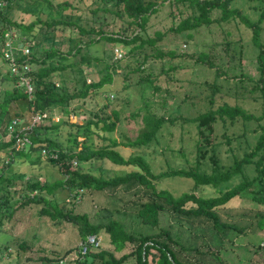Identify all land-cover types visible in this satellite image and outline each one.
I'll return each instance as SVG.
<instances>
[{
	"label": "trees",
	"instance_id": "obj_1",
	"mask_svg": "<svg viewBox=\"0 0 264 264\" xmlns=\"http://www.w3.org/2000/svg\"><path fill=\"white\" fill-rule=\"evenodd\" d=\"M12 1L4 0L0 5V44L3 33L8 29L14 28L18 34L29 38L30 57L25 61L30 66L27 73L33 90L32 96L28 98L22 88L15 84L16 76L9 72V66L0 50V64L3 65V69L0 65V81L10 82L9 86L0 89V160L6 156L10 159L15 150L17 153H24V150L40 152L44 147L48 151H55V157L42 155L45 160L55 164L62 175L52 181L24 180L22 194L14 199L16 206L42 202L40 213L74 223L81 240L86 234H97L99 230L105 232L112 249L87 246L83 254L78 253L75 257L77 264H122L130 255H134L135 264H230L220 258L218 248L228 232L243 230L222 220L215 208L241 194L264 203V43L259 39V18L250 21L238 8L229 5L230 0H167V3L184 4L189 9L188 13L164 30L154 29L152 34H148L147 20L165 0H100L98 3L89 0L94 5L79 11L66 0H40L41 7L30 19L24 17L28 13L27 9L12 6ZM23 1L33 3L37 0ZM47 9L57 10L63 15L47 19L42 16ZM260 16L263 17V13ZM229 18L238 19L250 27L251 41L257 48L254 56L259 76L252 88L259 92L255 96L259 98L258 114L234 101L228 102L221 95L219 100H215V92L218 91L215 78L227 75L224 69H220L219 59L214 60V53L199 49L195 54H186L193 62L212 69L214 78L205 82L211 91L206 98L205 108L195 114L170 116L168 113L156 114L148 110L142 113L131 111V117L139 116L141 127L132 137L125 136L124 139L111 135L118 120L115 109H111L109 113L94 111L83 123L69 121V105L72 101L82 100L90 93L99 91L104 84L111 82L114 75L120 74L122 79H126L130 72L139 70L142 62L150 55L142 53L145 47L153 48L150 52L153 57H160L162 54L172 57L177 54L174 49L164 51L155 46L166 31H183L189 37L190 30L212 22L227 21ZM74 37L77 40L71 44ZM60 40L64 41V46L58 44ZM101 40L110 42L112 48H120L123 54L115 60L103 61L92 53L97 48H88ZM45 42L48 44L45 45ZM227 42L226 40L225 44ZM231 51L228 52L229 56ZM238 52L240 53V49ZM76 54L78 59H72ZM124 54L138 62L133 66L125 62L121 68L119 59ZM139 56L140 60H137ZM23 58V55L17 54L15 59L19 62ZM93 60L103 61L100 76L95 80H86L81 64ZM174 68L172 65L160 70L168 79H172L168 71H173ZM146 80L149 83L152 81L150 78ZM125 85L121 87L124 88ZM101 107H105V104ZM53 109L58 111V119L50 120L48 124L40 121L31 126L27 130L30 143L21 148L23 151L14 149L12 139L4 136V126L12 117L26 114L28 121L29 115L35 110L48 112ZM177 122L180 127L188 122L194 131L191 137L193 159L187 167L167 164L164 168L153 171L141 154L132 152L124 156L117 148L118 145L140 148L157 144L159 129L165 124ZM248 122L254 123L251 144L245 135ZM89 125H93L95 129L92 132L99 140L97 144H91L92 147L87 142L91 134L86 129ZM232 126L236 130L233 128L231 134H228V129ZM62 128H66L70 134L67 139L71 144L66 145L49 134L50 131L58 132ZM216 128L220 131H216ZM79 136L81 138L77 139ZM231 138L238 139V143L242 141L243 150L240 155L231 154L230 162L223 164L219 161L218 145L221 142L229 143ZM177 150L182 154L181 147ZM90 159H107L113 164H128L137 168L103 177L83 169L81 162ZM72 160H75V165H72ZM176 175L190 177L191 186L176 194L157 186L162 178ZM234 175L237 176V181L213 195L197 192L201 185L215 187ZM9 179L11 177L0 172V225L11 216L16 207L9 202ZM57 187L68 190L66 201L70 203L75 201L77 195L82 194L83 189L117 190L135 195L126 204L127 208L131 209V217L136 222L150 227V230L130 229L125 223V214H107L104 219L92 221L85 212H73L69 207L50 203L44 193H52ZM162 219L165 223L159 225ZM262 220L264 217L260 216L258 226L263 224ZM152 227L157 229L151 230ZM126 243H131L132 248L115 256L114 251L121 250ZM6 246L0 241V250Z\"/></svg>",
	"mask_w": 264,
	"mask_h": 264
},
{
	"label": "rangeland",
	"instance_id": "obj_2",
	"mask_svg": "<svg viewBox=\"0 0 264 264\" xmlns=\"http://www.w3.org/2000/svg\"><path fill=\"white\" fill-rule=\"evenodd\" d=\"M66 1L74 4L76 11L82 8L86 10L89 6L94 5L89 3V0ZM95 1L100 2V0ZM3 3L4 0H0V5ZM11 5L27 9L28 13L24 14V17L30 19L41 7V1L29 3L23 0H13ZM229 5L238 8L250 21H256L259 18V39L264 43V0H230ZM188 10L182 3H167L165 0L149 16L146 33L152 34L154 29L164 30L170 24H175L180 17L188 13ZM260 13H263V17L260 16ZM62 15V12L47 9L42 16L51 19ZM13 30L16 31L14 28ZM189 34L187 37L183 31H166L155 46L164 51L168 48L174 49L177 54L172 57L167 54L153 57L150 53L153 48L145 47L142 53L146 52L150 55L142 62L139 70L130 72L126 79H122L120 74L114 75L111 82L104 84L99 91L90 93L82 100L72 101L69 105V121L83 123L94 111L109 113L111 109H115L118 120L111 135L117 139H124L125 136L132 137L141 127L139 116L131 117L129 115L131 111L142 113L148 110L156 114L166 115L168 113L170 116L195 114L205 108L206 98L211 91L210 86L205 82L212 81L214 78L212 69L204 64L193 62L191 57L186 54L191 52L195 54L199 49L214 53V60L219 59L217 61L221 65L220 69H224V73L228 76L220 75L215 78L218 89L215 92V100H219L221 95L228 102L234 101L254 114H258L260 112L259 98L257 99L255 96L259 92L252 88L259 76L254 56L257 48L251 41L250 27L238 19L229 18L227 21L202 25L197 29L190 30ZM27 39L29 40L28 37ZM76 40L77 38L74 37L71 44ZM226 40L228 42L225 44ZM44 44L47 45L48 42ZM58 44L65 45L61 40ZM93 47L97 48V51H92V53H95L103 61L109 62L119 57L115 55L110 42L101 40L88 48ZM116 48L119 53H122L120 48ZM230 51L229 56L228 52L230 53ZM138 58L137 60H140V56ZM72 59L77 60L78 55H73ZM103 61L93 60L81 64L86 80H95L100 76ZM125 62L133 66L138 61H134L130 56L124 54L119 59L121 68ZM172 65L175 68L173 71H168V75L175 79H168L160 69H166ZM1 68L3 69V65ZM147 78L152 80L151 84L146 80ZM123 84H126L124 88L121 87ZM9 85L8 81H0V89ZM104 104L105 107H101ZM53 110L46 112L47 116L41 123L48 124L50 120L56 121L53 120L56 118L54 116L58 117L59 113ZM53 112L54 114H52ZM51 115L53 119L50 118ZM26 116L28 115L18 116L21 125L26 124ZM253 125V122H248L246 125L245 135L249 144L253 142L254 138ZM233 128L235 127H229L227 133L231 134ZM86 129L91 131L87 142L89 147H92L91 144L95 145L99 140L92 132L95 129L93 125H89ZM216 131L220 130L216 128ZM49 134L66 145L71 144V141L67 139L70 134L66 128H62L58 132L50 131ZM157 135V144L152 143L140 148L118 145L117 148L124 156L132 152L141 154L153 171L164 168L167 164L187 167L193 159L191 137H193L194 131L192 126L188 122L182 124L181 127L179 122L172 125L165 124L159 129ZM80 138L81 136L77 137V139ZM237 141L238 139L231 138L229 143L221 142L218 145L220 162L228 164L231 154L240 155L244 143ZM179 147H181L183 155L178 152ZM4 159L0 160V172L6 177H11L7 184H9L10 193L9 202L14 207L16 206L14 199L19 197L24 190V180L52 181L62 177L57 166L45 160L38 151L24 150V153H17L15 150L11 158L7 160L8 162ZM81 164L84 170L103 177L137 168L128 164H113L107 159H90L81 162ZM237 179V176L234 175L228 181L219 182L215 187L204 184L197 188V192L202 195H213L232 185ZM191 184L190 177L176 175L162 178L157 186L164 187L176 194L187 190ZM44 196L50 203L63 205L64 208L69 207L73 212L87 213L92 221L104 219L107 214L111 216L125 214L124 220L130 229L143 231L149 228L150 230V227L136 222L131 217V209L127 208L126 204H129L135 195L131 196L129 193L125 194L117 190L83 189L82 194L77 195L75 201L70 203L66 201L68 190L65 187H57L52 193H44ZM41 205H43L42 202L16 206L11 216L2 222L0 241L7 246L0 250V264H58L57 260L61 257L66 259L67 264H77L74 259L77 257L76 253L81 238L76 225L61 217L51 218L45 213H40ZM215 210L222 220L233 223L243 230L241 232L231 231L226 234L224 242L218 248L220 258L230 264H264V220H262L261 226H258L257 223L260 216L264 217V203L256 202L248 195L241 194L230 198ZM164 223L165 220L162 219L159 225H164ZM153 229L156 230L157 227H152L151 230ZM97 235L100 240L94 249H112L105 232L99 230ZM20 243H22L21 246ZM131 248L132 244L126 243L121 250L114 251V255L118 256L121 252L129 251ZM122 264H135L134 255L128 256Z\"/></svg>",
	"mask_w": 264,
	"mask_h": 264
},
{
	"label": "built area",
	"instance_id": "obj_3",
	"mask_svg": "<svg viewBox=\"0 0 264 264\" xmlns=\"http://www.w3.org/2000/svg\"><path fill=\"white\" fill-rule=\"evenodd\" d=\"M0 50L2 57L6 60L9 66V72L16 76L15 84L22 88V91L26 94L28 98L32 96V85L30 83V77L27 71L30 69L29 64L25 61L30 57V42L28 39L24 38L17 31L13 29L6 30L1 37ZM115 55L120 56L118 49L114 47ZM23 55L24 58L21 61H17L16 55ZM54 114V113H52ZM46 111L35 110L29 115L26 124H20V119L18 117H12L4 126L6 138L12 139V145L14 149H21L24 145L30 143L29 137L27 135V130L36 123L42 121L46 117ZM53 119L52 115L50 118L57 120L58 117ZM41 154H46L52 157L56 156L55 151H48L47 148L40 149ZM8 158L5 157L4 161ZM73 165L76 164L75 160L71 161ZM100 237L97 234H86L84 239L79 242V248L77 250V255L83 254L87 248L96 247L99 244ZM58 264H67L66 259L61 257L57 260Z\"/></svg>",
	"mask_w": 264,
	"mask_h": 264
}]
</instances>
